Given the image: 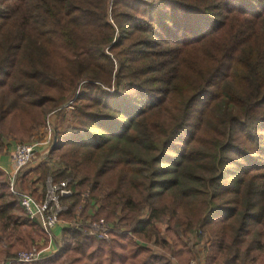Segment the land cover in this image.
Masks as SVG:
<instances>
[{
  "label": "trees",
  "instance_id": "obj_1",
  "mask_svg": "<svg viewBox=\"0 0 264 264\" xmlns=\"http://www.w3.org/2000/svg\"><path fill=\"white\" fill-rule=\"evenodd\" d=\"M52 111L55 146L14 184L68 180L78 225L25 264H187L191 233L204 264H264V0H0V154ZM40 238L0 169V263Z\"/></svg>",
  "mask_w": 264,
  "mask_h": 264
},
{
  "label": "built area",
  "instance_id": "obj_2",
  "mask_svg": "<svg viewBox=\"0 0 264 264\" xmlns=\"http://www.w3.org/2000/svg\"><path fill=\"white\" fill-rule=\"evenodd\" d=\"M46 129V138L40 143L16 142L13 144L11 166L8 170H4V172L8 176L10 191L19 197L20 206L23 208L28 219L35 220L40 225L47 237V241L43 239L41 243L33 245L30 249L18 251L14 259L5 261L3 264H25L49 256L54 252L53 248L56 245L57 236L54 232L55 227L61 222H64L66 225L75 223L70 222L69 224V222L62 220L60 217V214L67 208L66 205L61 203V198L72 194L68 180L56 183L52 177H47L44 186V197L40 200L20 191L14 184L16 174L26 167L37 153L50 146L48 144L51 139L50 124H48ZM87 195V193H84L83 196ZM87 222L90 233L96 235L98 238L107 237L112 227V224L103 218ZM189 264H195V262L191 261Z\"/></svg>",
  "mask_w": 264,
  "mask_h": 264
},
{
  "label": "rangeland",
  "instance_id": "obj_3",
  "mask_svg": "<svg viewBox=\"0 0 264 264\" xmlns=\"http://www.w3.org/2000/svg\"><path fill=\"white\" fill-rule=\"evenodd\" d=\"M149 2H153V3H157L159 0H148ZM73 107L71 105H68L66 106V109L65 111L68 113V110L69 109H72ZM67 119V117H66ZM69 119V117H68ZM62 123L61 119H60V114L58 115V113H55L54 111H52L51 113H49L46 118H45V121L44 123L39 126V127H36L34 130H32V132L30 133L29 135V138L24 141V142H42L44 141V139L46 138V127L48 126V124H50V127H51V139L50 141L48 142V144L51 146V143H53L54 141V130H55V127H59V125ZM4 141V149L3 151L7 148H10L12 149L13 147V144L16 143V142H21L20 138L17 137V136H14L12 134L10 135H6L3 139ZM47 147L45 148L44 150H41L39 153H37L35 155V157L33 158V160L31 162L28 163V165H26V167L23 168V170L27 169V168H30V167H34L35 165H37L40 161H42L43 159H45V154L49 151H47L48 148ZM43 153V154H42ZM42 154V155H41ZM41 155V156H40ZM85 199L84 202L82 203L81 206H75V211L76 212V215H77V219H83L85 216H88V215H93L98 207L97 203L94 202V200H92L90 198V196H85ZM146 213V211L144 212ZM143 213V214H144ZM108 220V222L112 221L111 219H106ZM111 223V222H110ZM78 223H73L71 226H77ZM159 229L162 231L164 229V225L163 223H160L159 224ZM189 239L191 242V244H193V250L197 251L198 254H196L194 257H191L189 260H188V263L189 264L191 261L195 262V264H204V255H205V251H204V242L201 241V242H196V239H195V236L193 235V233H191L189 235ZM38 243H41L42 242V239L40 238L38 241H36ZM35 242V243H36ZM5 243L3 242L2 245H4ZM58 244L55 245V247L53 248L54 249V252L52 254H55L57 251H58ZM149 247H151L154 251L158 252V253H162L161 249H158L157 247H154L152 244H147ZM51 255V254H50ZM49 255V256H50ZM193 255H194V251H193ZM66 259V256H62L60 260L56 261V262H52V263H48V264H63V262L65 261ZM1 261V259H0ZM4 261H2L0 264H3ZM175 263V261H174Z\"/></svg>",
  "mask_w": 264,
  "mask_h": 264
},
{
  "label": "crops",
  "instance_id": "obj_4",
  "mask_svg": "<svg viewBox=\"0 0 264 264\" xmlns=\"http://www.w3.org/2000/svg\"><path fill=\"white\" fill-rule=\"evenodd\" d=\"M13 149V147H12ZM12 149L6 148L1 154H0V169L8 170L11 166V159H12ZM42 155V154H41ZM40 155V156H41ZM31 168V167H30ZM67 225L64 224V222L59 223L55 229L54 232L56 233L57 238L60 237L61 230L66 227Z\"/></svg>",
  "mask_w": 264,
  "mask_h": 264
},
{
  "label": "water",
  "instance_id": "obj_5",
  "mask_svg": "<svg viewBox=\"0 0 264 264\" xmlns=\"http://www.w3.org/2000/svg\"><path fill=\"white\" fill-rule=\"evenodd\" d=\"M55 144H56V138H54V141H53V143H52V146L54 147Z\"/></svg>",
  "mask_w": 264,
  "mask_h": 264
}]
</instances>
